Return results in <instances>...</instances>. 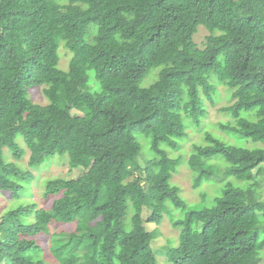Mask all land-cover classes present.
Listing matches in <instances>:
<instances>
[{"label": "trees", "instance_id": "trees-1", "mask_svg": "<svg viewBox=\"0 0 264 264\" xmlns=\"http://www.w3.org/2000/svg\"><path fill=\"white\" fill-rule=\"evenodd\" d=\"M221 86L227 137L186 159ZM52 161L68 171L42 178V207L33 171ZM185 164L200 203L173 182ZM87 180L88 197L71 190ZM263 191L264 0H0V264H264ZM167 218L178 235L155 248Z\"/></svg>", "mask_w": 264, "mask_h": 264}, {"label": "rangeland", "instance_id": "rangeland-1", "mask_svg": "<svg viewBox=\"0 0 264 264\" xmlns=\"http://www.w3.org/2000/svg\"><path fill=\"white\" fill-rule=\"evenodd\" d=\"M210 34L209 30L205 26H200L199 31L195 35V42L198 44L199 47H203L204 42L206 40V37ZM60 66L63 69L68 68L69 61L71 59V55L69 51L66 49L65 46H62L60 49ZM151 81V78L148 79V83ZM221 94L219 95V100H217L215 103L212 102H207V110L208 114L205 116L202 122L201 127H196L195 125H191L187 132H188V137L182 142V148L179 151H176L178 154H184L185 158L188 159L190 156V152L193 149L194 143H206V132L211 131L214 132L218 135H221L223 137H227L226 133L220 130L219 128V122L220 121H227L230 119L227 113L224 111H221L220 109L222 107H225L227 105H230L234 102L235 99H229V96L227 95V88L221 86ZM31 96L35 99V102H46V97L42 92V88H32L30 90ZM85 101L82 98H79L76 103H75V110L74 111H81V109L84 107ZM77 109V110H76ZM233 141V139H230ZM147 145V143H146ZM77 153L81 154V150H77ZM68 171V166L67 165H59V163L52 161L50 165L49 170H45L43 172H36L33 171L36 175L37 178L33 181L32 186L34 196L32 197V200L37 202L40 206L46 207L50 206L55 200V198H49L46 199L42 198L43 197V187H40V181L42 180L43 177H60L63 176L67 173ZM80 172L76 171L73 177H76ZM44 180V179H43ZM92 180H87L82 184H76L72 185L74 186L72 191L79 190V192L84 196L88 197V188L90 186V183ZM173 182L176 183L178 186L181 187V193L187 200V202L191 204H196L200 203L203 201V196H202V189H195L194 187V180L192 176V171L189 169L188 165L185 164L183 167H181V170L179 173H177L173 179ZM77 187V189H75ZM203 189L209 190L210 188L208 186H204ZM211 192V190H209ZM213 194V191H212ZM226 194L234 197L235 199L238 200H243L247 197V194L243 192H237L233 191L232 189H229L226 191ZM262 197L264 198V191L262 194ZM0 200L2 201V205L6 206V204H9V199H6L5 195L3 193H0ZM83 219H85L90 225L94 227H98V224L96 223V215L92 210L88 208H84L81 215ZM155 224L149 225V229L155 228ZM51 232L54 233L56 231H61V230H66V231H76L77 229V222L71 223V224H65V223H51ZM162 235L159 236L157 239L154 241V247H165V244L167 242V238L177 236L178 231H176L173 226L172 222L168 220V218L161 224L160 226ZM90 256L92 259L95 258L94 252L90 253ZM49 258V257H48ZM161 261H164L165 256L162 255L159 257Z\"/></svg>", "mask_w": 264, "mask_h": 264}]
</instances>
